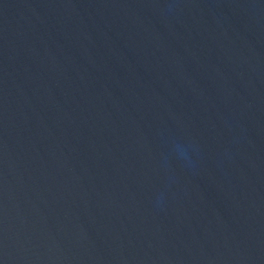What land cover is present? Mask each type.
I'll return each mask as SVG.
<instances>
[{
  "label": "water",
  "instance_id": "95a60500",
  "mask_svg": "<svg viewBox=\"0 0 264 264\" xmlns=\"http://www.w3.org/2000/svg\"><path fill=\"white\" fill-rule=\"evenodd\" d=\"M0 264H264V0H0Z\"/></svg>",
  "mask_w": 264,
  "mask_h": 264
},
{
  "label": "clouds",
  "instance_id": "9594fccd",
  "mask_svg": "<svg viewBox=\"0 0 264 264\" xmlns=\"http://www.w3.org/2000/svg\"><path fill=\"white\" fill-rule=\"evenodd\" d=\"M170 151L171 154L174 155L178 160L186 164L191 163V156L189 155L187 144L176 141L171 145Z\"/></svg>",
  "mask_w": 264,
  "mask_h": 264
}]
</instances>
